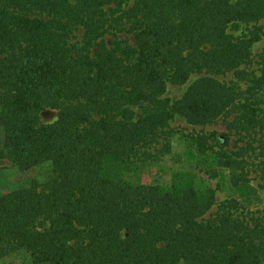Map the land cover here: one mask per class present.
I'll return each instance as SVG.
<instances>
[{
	"label": "trees",
	"instance_id": "16d2710c",
	"mask_svg": "<svg viewBox=\"0 0 264 264\" xmlns=\"http://www.w3.org/2000/svg\"><path fill=\"white\" fill-rule=\"evenodd\" d=\"M260 19L264 0H0V160L42 169L0 194V259L21 250L32 264H264V208L230 195L210 211L213 192L192 177L162 186L122 173L155 157L178 114L258 136L212 153L239 169L231 189L249 187L251 163L264 180V75L241 68L258 36L230 33ZM228 72L251 86L217 78ZM168 83L185 89L168 99Z\"/></svg>",
	"mask_w": 264,
	"mask_h": 264
},
{
	"label": "rangeland",
	"instance_id": "374dc122",
	"mask_svg": "<svg viewBox=\"0 0 264 264\" xmlns=\"http://www.w3.org/2000/svg\"><path fill=\"white\" fill-rule=\"evenodd\" d=\"M253 29H256L255 34L258 38L251 44L249 60L241 65L248 79L253 76L264 75V19L248 24L239 23L236 29L230 30L233 35L248 36ZM126 37L130 41L132 40L130 35ZM118 38L124 39L125 36H119ZM109 39L111 38L107 37V40ZM217 78L223 81L231 80L243 90L247 89V86H251V82L247 79L236 80L232 72L218 75ZM184 89L185 84L172 85L168 83L163 96L168 99L178 98ZM241 94L246 96V93ZM231 117L232 115L228 119L230 120ZM54 118L55 111L52 110H47L41 114V119L44 122H50ZM168 130L162 135L160 143L156 145L155 157L135 162L124 168L122 171L124 178L131 182L157 183L165 186L170 183L175 174H178L185 180H190L192 177L198 185H204L203 187L207 189L208 193L213 192L214 204L210 211H214L216 205L223 198L230 195L242 198L245 205L250 209L264 208V180L259 176L257 170L253 171L254 166L251 165L252 163L248 165L250 167L249 187L244 189L243 193H240L235 189H231L228 182L230 173H238L239 169L229 170L218 166L212 153V150H217L219 147L236 151L239 146H245L246 143H249L250 146H257L258 136L255 137V141L247 135L238 136L234 133V130H229L222 120L203 125H190L178 114H174L170 120ZM192 136L199 137L200 141L205 143L204 147L207 144L209 149L205 153H201L199 147L192 144ZM249 154H251L250 150L244 152L243 157L245 160L256 162L255 159L248 157ZM251 155L253 156V154ZM39 172H42L41 168H32L21 172L11 161L7 159L0 160V194L16 188L25 178L38 175ZM206 189L203 188V190ZM0 264L32 263L28 255L19 250L2 257Z\"/></svg>",
	"mask_w": 264,
	"mask_h": 264
}]
</instances>
